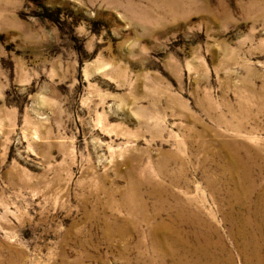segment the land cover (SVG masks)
I'll list each match as a JSON object with an SVG mask.
<instances>
[{
    "label": "rangeland",
    "instance_id": "1",
    "mask_svg": "<svg viewBox=\"0 0 264 264\" xmlns=\"http://www.w3.org/2000/svg\"><path fill=\"white\" fill-rule=\"evenodd\" d=\"M245 205L264 0H0V264H145L197 232L210 264H252Z\"/></svg>",
    "mask_w": 264,
    "mask_h": 264
},
{
    "label": "bare ground",
    "instance_id": "2",
    "mask_svg": "<svg viewBox=\"0 0 264 264\" xmlns=\"http://www.w3.org/2000/svg\"><path fill=\"white\" fill-rule=\"evenodd\" d=\"M224 167L226 166L223 165L222 168L220 167V172L222 173L221 176H224L225 174ZM233 180L237 181L234 178ZM213 184H215V182ZM239 184L241 187L246 188L243 186V181H240ZM142 205L145 206L144 204ZM173 207H176V209L178 210L177 219L181 220L182 218L187 217L186 212L189 207L184 204L180 200V198L176 199L175 206ZM244 207L245 210L249 213V215L239 221L238 227H240L239 230L241 235L244 236V244L240 246L245 247V252L249 254L248 257L244 256L245 261L246 263L250 262L252 264H264V232L263 234H261L260 239L257 236V229L264 230V221L260 219V217L264 216V211L260 205H245ZM142 214L146 215V212ZM205 225L207 226L206 235H212L215 233L217 234L216 229L213 226H211L209 223H205ZM208 225H210V227ZM154 228H159L165 232L167 231L169 235L172 230L170 227L164 226L162 224ZM254 228L255 233L253 232ZM197 235V240H191L181 236L175 241L166 242V240H162V238H159L157 234L158 243L156 248H160L163 251L156 254L148 253L146 259L147 263L145 264H168L167 258L169 257L172 261L171 264H210L209 262L214 257L212 253L213 245L206 238H202L203 233L197 232ZM235 236H240L236 234L232 235V238L236 240L237 243L238 239ZM167 246H169V250L165 251ZM158 249H156V251H158ZM140 260L142 259L140 258Z\"/></svg>",
    "mask_w": 264,
    "mask_h": 264
}]
</instances>
